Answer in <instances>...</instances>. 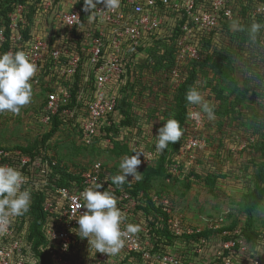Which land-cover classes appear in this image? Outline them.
I'll return each mask as SVG.
<instances>
[{
  "label": "built area",
  "instance_id": "obj_1",
  "mask_svg": "<svg viewBox=\"0 0 264 264\" xmlns=\"http://www.w3.org/2000/svg\"><path fill=\"white\" fill-rule=\"evenodd\" d=\"M27 3L32 5L31 20L27 18L28 5L21 2L14 3L5 15L0 13V54L21 50L28 54L38 69L32 82L42 83L45 93L44 116L50 120L63 107L61 113L79 122L82 139L87 142L98 135L99 127L112 124L108 115L116 112L127 73H131L130 65L143 55L138 47L147 49L154 39L172 38L174 59L198 61L202 58L201 43L210 39V52L212 44L219 47L220 30L224 24L234 28L239 12L246 10L250 19L264 14V0H120L115 11L97 5L94 19L83 10V0H28ZM260 41L264 42V32ZM175 71L172 68L169 72L174 76L173 81ZM76 74L79 79L74 89ZM199 144L198 138L188 136L178 155L184 150L195 151ZM50 164H56V160L41 163L39 158L31 160L19 149L0 147V165L16 169L27 166V174L23 175L32 192L43 189L47 183L41 177L51 169ZM102 173L101 164L95 162L75 171L77 177L67 186L49 185L45 191L41 231L48 243L41 249L48 253L50 264H264V231L254 241H247L240 226L224 228L209 238L196 237L194 242H184L181 247H186L188 252L183 255L162 249L157 239L150 237L151 227L146 218L143 221L140 218L141 211L137 209L143 203L140 196L123 188L115 193L114 186L106 183ZM97 183L103 185L100 191H111L116 197L117 206L125 216L122 230L128 224L139 226V232L127 237L125 246L115 255L95 253L87 238L79 236L75 219L86 211L80 208L85 203L81 194ZM155 199L151 200L167 213L166 223L174 235H194L203 229L184 225L167 200L156 203ZM21 221L17 216L9 217L7 223L0 222V264L35 262L34 254H28L31 245L27 240L28 220ZM220 227L212 223L205 228ZM223 235L229 237L224 239Z\"/></svg>",
  "mask_w": 264,
  "mask_h": 264
},
{
  "label": "rangeland",
  "instance_id": "obj_2",
  "mask_svg": "<svg viewBox=\"0 0 264 264\" xmlns=\"http://www.w3.org/2000/svg\"><path fill=\"white\" fill-rule=\"evenodd\" d=\"M263 43L255 45L247 39L240 48L236 47L238 53L233 48L230 56L218 52L196 68L188 91L198 89L214 106L215 118L208 120L200 106L186 101L187 126L182 129L186 136L198 138L200 144L195 151L184 150L176 155V163H165L150 180L151 199L156 197V203L167 200L176 217L191 228H205L212 223L242 227L246 223L244 209L249 193L258 184L261 199L251 212V228L264 231V156L258 150L264 141V65H258L255 56L256 46L262 47ZM171 49L170 43L155 40L147 47V58L144 53L131 65L120 93V103L131 123L117 127L108 143L83 140L79 122L69 123L63 118L43 141L50 127L49 119L43 115L45 93L42 83L31 81V103L22 107L19 114L0 113V146L44 147L50 156L73 171L99 162L111 178L120 174L124 157L133 152L143 153L137 168L142 176L146 167L157 163L160 154L154 146L158 129L177 111L181 101L178 88L189 75L193 62L189 58L176 60L173 55L171 67L176 70L173 81L174 76L168 70L172 57L166 53ZM248 55H253L249 56L252 67L246 63ZM194 112L200 113L199 121L190 115ZM173 146L170 144L162 152L167 153L164 160ZM256 173L261 177H256ZM128 179L120 188L137 182L130 176ZM139 215L143 221L145 216Z\"/></svg>",
  "mask_w": 264,
  "mask_h": 264
},
{
  "label": "trees",
  "instance_id": "obj_3",
  "mask_svg": "<svg viewBox=\"0 0 264 264\" xmlns=\"http://www.w3.org/2000/svg\"><path fill=\"white\" fill-rule=\"evenodd\" d=\"M28 0H0V13L2 15H5L6 12L8 10H10L13 6L14 3L16 2H21L24 4H27ZM80 3H76V6H79ZM29 7V13H27V18L28 20L32 19V5H28ZM31 10V12H30ZM238 16V15H237ZM237 23L239 26L243 27V31H237L236 28H230L227 27V25L224 24L223 29H225V31L222 33L223 29L220 30L219 32V36H220V46L216 47L215 45L212 44V48H211V52L208 50L209 46H210V39L207 41H203V43H201L200 45V51L202 53V58L201 60L195 61L193 60V62L191 63V70L189 71V75L187 77H185L182 81V83L180 84L178 90L180 92L181 95V101L178 105V109L177 111L172 115L171 118H175L177 121H179L180 125L182 128H186V124H187V118H188V112L186 111V100H185V96L186 93L188 91V88L190 86V84L193 82L195 75H196V68L198 67H202L203 65H205V63L208 61L209 57L216 55L218 52H224L223 54H226L228 56H230V54L232 53L231 48H233V51H235L236 47L240 48L241 47V43L247 39H249L248 36V29L250 28L251 24L255 21L258 23H264V14L258 15L257 17H255L254 19H250L247 14H246V10H243L241 12H239V17H237ZM28 26V25H27ZM26 26V27H27ZM29 28L27 27V29L25 30V32H28ZM264 32V30H261V32L257 35L256 41L252 42L255 45H259V41L261 40V35ZM223 36V37H222ZM226 36V39H225ZM156 39L150 41V45H152L155 42ZM158 41H163L166 43H170L171 45V51L170 52H166L167 54L171 55V57L173 56V49H174V41L172 38L169 39H159ZM226 43V44H224ZM199 47V46H198ZM257 47V51H256V58L259 62L258 65L262 66L264 65V46L262 47ZM138 51H140L142 54H146L147 58L148 56V51L147 49H144L143 46H140L137 48ZM239 51H237L236 53H238ZM134 56V55H133ZM165 56V55H164ZM249 56H253V55H248L246 57V63L248 64L249 67H252L251 65V60L249 58ZM161 60V59H160ZM250 60V61H249ZM139 59H134V62L131 63V65H133L135 62H138ZM165 61V60H164ZM163 61V62H164ZM130 65V67H131ZM173 66V57H172V62L170 64V67H168V70L171 71ZM169 71V72H170ZM128 76V73H127ZM79 79V75L76 74L75 76V82H73V88L76 89L77 88V82ZM127 81V79H126ZM72 89V93H75V90ZM122 90V89H121ZM72 100H74L72 98ZM118 104L116 105V112H111L108 115V118H110L112 120V124L109 126H101L98 128L99 133L97 136H95L93 138L94 139H98L99 141L103 142L104 138H110L111 136L113 137V134H115L117 127L123 126V127H127V123L130 124L131 121L128 119V113L127 110H125V108L123 107L122 103H120V96L118 98ZM45 103V98L42 101V104ZM68 107H70L71 105H66ZM65 106V107H66ZM63 109V107H60L59 111L53 115H51L50 117V127L49 130L44 134L43 137V141L48 138L49 136H51L53 134V132L56 130L57 128V124H59L63 120H67L69 123H74L72 121L71 118H67L65 115H63L61 113V110ZM45 111L43 110V115H44ZM64 117H66V119H64ZM186 130V129H185ZM186 132H183V136L181 137L180 141L173 144V148L170 151V154L167 156V158L164 160V157L167 155V153H161L158 157L157 163L155 166L151 167L148 166L145 168V170L142 173L141 179L139 181H137L136 183H134L131 186L125 185L124 189L128 192H130L132 195H138L140 196V200H143L142 204L137 205V209H139L141 211V213L145 216L147 224L151 227L150 228V237L153 239H157V242L160 243L162 245V249L164 250H174L175 252L179 253V254H184V252H188V249L186 247H181V245L186 242H190V241H196V237H206L209 238V236L213 233H220L224 228H232L234 226H238L236 224H231V225H227V226H222L220 228L217 229H208V228H203L201 231H199L198 233L194 234V235H189V234H181V235H174L171 230L168 228V225L166 223V219H167V213H165V211H163L161 209V206L156 205L152 200L150 195L148 194V190L150 189V180L153 176L158 175L162 169V167L165 166V163H171L174 164L177 161V156L180 150V147L182 145V143L185 142L186 138L189 136V134H187L188 136L185 135ZM111 137V138H112ZM92 140V141H93ZM42 141V142H43ZM100 142V143H102ZM108 143V142H107ZM256 143H254L255 145ZM3 147V146H0ZM260 148H258V150H260V152H262V155L264 156V141L262 143L261 146H259ZM7 149H19L23 154H27L30 156V159L33 160L35 157L39 158L41 160V163L43 162H48L51 163L52 160H56V164L51 165V169L47 171V173L45 175H42L41 179L43 178L45 180V182H47L46 184L43 185V189L41 187V189H39L38 191H30L28 188V181L23 185L24 186V190H28L31 193V203H30V208L29 211L27 213H25L22 216H18L21 221V223L27 219L28 220V234H27V240L29 241V243L31 244L29 246V250H28V254H34V264H50V260H49V255L46 251L42 250L41 248H43L44 245H47V240L45 235L43 234V232L41 231V226L44 222V212L42 210V202L44 200V194L45 191L47 190L49 185H56V186H62V185H68L69 182L71 180H73V178L77 177L75 176L73 170L68 169V167H66V165L62 164V161L54 156H50L49 153H47L44 150V147H33V148H27V147H20V146H15V147H4ZM62 164V165H61ZM260 169H263V166L260 167ZM259 169V170H260ZM19 170L22 174H27V166H23L21 169H17ZM83 170V169H82ZM81 169H79V171H82ZM28 176V175H27ZM31 175H29L30 177ZM104 177L106 183H109L111 185L114 186L115 188V193L118 194V190L120 187L119 185H115L112 183V178L108 177L106 175V173H102V178ZM256 177H261L259 176L258 173H256ZM257 179V178H256ZM108 191V190H105ZM110 193H112L111 191H108ZM261 199V189L259 187V185H255V187L251 190V192L249 193L248 199H247V203L245 206V214H246V223L245 225H243L241 227V231L242 234L244 235L245 239L247 241H254L255 239H257V237L259 236L261 231H255L251 228V212L252 210L258 205L259 201ZM171 206V203H170ZM160 223V224H159ZM20 228V226L18 227ZM158 236V238H157ZM224 239L228 238L229 236L227 235H223L222 236ZM177 243L181 244L180 247L177 246ZM188 256V255H187ZM26 264H33L31 262H27ZM73 264H77L76 262Z\"/></svg>",
  "mask_w": 264,
  "mask_h": 264
},
{
  "label": "clouds",
  "instance_id": "obj_4",
  "mask_svg": "<svg viewBox=\"0 0 264 264\" xmlns=\"http://www.w3.org/2000/svg\"><path fill=\"white\" fill-rule=\"evenodd\" d=\"M99 4H103L104 10L115 11L120 7V0H83V10L89 12L88 16L94 19L93 12L97 10ZM234 27L237 31L244 30L238 24ZM261 30H264V23L254 21L248 29L249 40L255 42ZM37 70V65L22 50L0 54V113L19 114L22 107L31 103L33 99L31 81ZM186 101L200 106L208 120L215 118L214 106L198 89H189ZM190 115L195 119L200 118L199 112ZM182 136L183 129L179 121L175 118L168 119L158 129L157 142L154 146L156 153L161 154L170 144L179 142ZM133 153L135 154L123 158L120 163V174L112 178L113 184L123 185L129 181V176L137 181L141 179L137 168L141 164L140 156L143 153ZM25 183L26 177L19 170L12 166L0 165V222L7 223L9 217L22 216L29 211L31 193L28 190H21ZM102 187L101 183H97L84 190L81 195L85 203L80 208L83 207L86 211L75 220L80 238H87L95 253L115 255L123 249L127 237L139 232V226L128 224L126 230H122L121 225L125 216L117 206L116 197L108 191H100Z\"/></svg>",
  "mask_w": 264,
  "mask_h": 264
}]
</instances>
